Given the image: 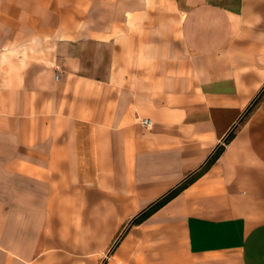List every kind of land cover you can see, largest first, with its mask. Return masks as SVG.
I'll list each match as a JSON object with an SVG mask.
<instances>
[{
    "label": "crops",
    "instance_id": "0c3cea01",
    "mask_svg": "<svg viewBox=\"0 0 264 264\" xmlns=\"http://www.w3.org/2000/svg\"><path fill=\"white\" fill-rule=\"evenodd\" d=\"M100 262L264 264V0H0V264Z\"/></svg>",
    "mask_w": 264,
    "mask_h": 264
},
{
    "label": "trees",
    "instance_id": "16d2710c",
    "mask_svg": "<svg viewBox=\"0 0 264 264\" xmlns=\"http://www.w3.org/2000/svg\"><path fill=\"white\" fill-rule=\"evenodd\" d=\"M232 138H233V133H230L229 136L226 138V142L230 141ZM223 149H224V146L222 145L219 146L199 170L187 176L183 181H181L178 185H176L174 188L169 190L165 195H163L162 197H160L159 199L151 203L149 206H147L145 209H143L138 215H136L132 219L131 223L132 224L141 223L142 221L147 219L152 213L160 209L162 206L168 203L171 199L177 196L179 192L185 189L198 176L203 174L211 166V164H213L217 160V158L220 156Z\"/></svg>",
    "mask_w": 264,
    "mask_h": 264
},
{
    "label": "built area",
    "instance_id": "2783aa9c",
    "mask_svg": "<svg viewBox=\"0 0 264 264\" xmlns=\"http://www.w3.org/2000/svg\"><path fill=\"white\" fill-rule=\"evenodd\" d=\"M141 124L144 125L145 127H149L151 125V121L148 118H144L141 120Z\"/></svg>",
    "mask_w": 264,
    "mask_h": 264
},
{
    "label": "rangeland",
    "instance_id": "374dc122",
    "mask_svg": "<svg viewBox=\"0 0 264 264\" xmlns=\"http://www.w3.org/2000/svg\"><path fill=\"white\" fill-rule=\"evenodd\" d=\"M100 264H101V262H100Z\"/></svg>",
    "mask_w": 264,
    "mask_h": 264
}]
</instances>
